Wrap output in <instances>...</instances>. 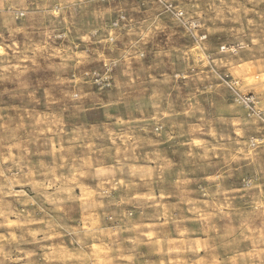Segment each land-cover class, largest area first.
Masks as SVG:
<instances>
[{"label":"rangeland","instance_id":"374dc122","mask_svg":"<svg viewBox=\"0 0 264 264\" xmlns=\"http://www.w3.org/2000/svg\"><path fill=\"white\" fill-rule=\"evenodd\" d=\"M0 264H264V0H0Z\"/></svg>","mask_w":264,"mask_h":264}]
</instances>
